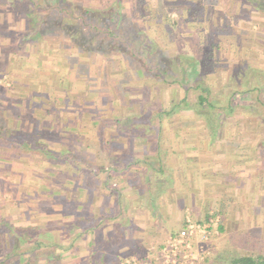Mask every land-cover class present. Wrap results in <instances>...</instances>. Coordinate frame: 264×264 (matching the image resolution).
I'll use <instances>...</instances> for the list:
<instances>
[{"label":"crops","instance_id":"crops-1","mask_svg":"<svg viewBox=\"0 0 264 264\" xmlns=\"http://www.w3.org/2000/svg\"><path fill=\"white\" fill-rule=\"evenodd\" d=\"M10 35L0 38V63L13 64L9 56L17 54L47 67L28 72V83L11 90L10 107L5 108L9 127L0 122L20 135L12 140L16 147L0 149V183L10 188L0 186V228L9 233L5 226L10 223L25 229L21 235L27 241L32 239L19 249L17 234L1 237L0 264H53L57 259L64 264H124L130 259L161 264L156 261L158 249L184 226L186 216L194 221L220 218L219 233L203 245L205 249H211L228 223L240 228L242 219L251 215L263 220L264 141L256 132L259 123L239 121L237 130L250 129V135L236 131L230 137L219 132L228 129L225 123L214 136L208 132L209 137L194 131L207 130L205 123L119 124L114 114L108 115L113 104L99 96L91 68H64L57 59L53 62L45 39L2 45ZM35 45L39 53L32 51ZM11 47L17 51L10 53ZM22 74L11 75L21 80ZM158 127L157 135L146 134ZM121 129L143 133L127 135ZM41 145L73 153L75 165L44 155L38 150ZM78 148L85 150L91 170L77 164ZM20 152L28 159L33 153L56 161L64 170L74 167L75 172H57L52 181L55 176L49 171H29V161L13 163L21 161ZM103 162L110 167L108 174L93 168ZM35 239L57 248L31 251Z\"/></svg>","mask_w":264,"mask_h":264},{"label":"rangeland","instance_id":"rangeland-1","mask_svg":"<svg viewBox=\"0 0 264 264\" xmlns=\"http://www.w3.org/2000/svg\"><path fill=\"white\" fill-rule=\"evenodd\" d=\"M72 1L94 10L112 8L114 12H121L125 16L122 21V33L132 35L135 31L139 33L140 38L144 36L153 38L164 55L168 57L183 54L193 59L197 74L204 80V85L210 88L212 95L216 98L214 100L220 101L222 105H225L226 100L231 95L232 87L229 81L235 80L234 84L238 86L241 82L239 72L243 68L248 67L250 70L255 71V74H251L250 81L252 85L255 81L259 90L232 96V102L237 108L233 113L223 116L222 121L228 125V129L224 127L222 131L219 129V132H222V135L226 132L224 136H228L231 132L237 131L239 135L242 131L243 136H249L250 129L243 128L240 131L237 130L235 124L239 121H243V123L244 121H247V123L256 121L260 127L256 132H258L261 142L264 141V106H260L258 102L261 100V103L264 104V11L254 8L250 0ZM23 3L25 2L22 0H0V38L11 34L9 40L3 39L1 41L2 45L8 47L12 45L10 42L18 43L24 38L27 31L25 30L24 33L23 30L26 27L28 28L29 17L22 12L23 7L21 4ZM154 12L157 19L151 18V15H155ZM148 19H151V21L147 22ZM135 25L139 29L135 28ZM8 33L10 34L8 35ZM43 39H45L44 42L48 43L45 46H50V49L53 50L50 52L52 54L51 58L54 59L53 62L57 59L58 63H61L64 68L87 69L86 67H89L93 70L94 79L97 83L95 89L99 91L98 94L101 98L107 99L109 103L113 104V107L108 111V115L114 114L117 123L125 125L161 124L162 122L166 125L170 123H206V121L196 117L193 112L182 108L169 116L158 115L154 112L156 109L160 110L159 112L162 110L167 112L185 98V88H181L171 78L167 83H163L149 76H141L131 68L133 64L126 63L120 55H77L71 49L68 39L63 36L53 34ZM35 46L32 51L39 53L40 50L37 45ZM13 51L17 50L11 47L10 53ZM0 55H2V51H0ZM9 58L12 59L13 64L10 65V61L0 63V78L2 79L0 81V122L7 125V127L10 124V117L8 113H5V108L10 107L11 103L8 96L11 95V90L19 89L22 85L27 84L28 81H26L25 75L31 71H38L40 68V65L37 66L33 61L28 62L23 59L22 55L14 54ZM158 59L159 57L157 59L152 58L151 64H154ZM62 66L61 72L64 71ZM44 67H47V65H44L39 71H42ZM15 71L23 72L21 80L20 78L13 79L11 74ZM188 72L190 73V71ZM11 80H14L15 83H12ZM238 89H241L240 86H238ZM196 95V92L192 90L186 94L188 101L191 102L195 100ZM70 113H75V111H70ZM75 116H73V120ZM118 131L127 135L129 133L134 135L143 133L140 130L121 129ZM194 131L195 133L206 132L205 136H210L206 129H195ZM158 132H160L159 127L158 129L147 130L146 134L155 136ZM100 137H104V135ZM0 147L1 151L11 150L3 147V145H0ZM51 147L59 152L58 146L52 145ZM78 151L80 155L77 164L88 166L91 170V161L85 157V150L81 152V149L78 148ZM30 156L33 157L28 159L24 153L20 152L21 161L13 163L22 165L29 161L32 163L29 171L31 169L35 173L49 171L52 176H55L57 172H66L68 175L70 172H75L74 167L66 166L68 170H64L61 168L60 163L56 161L45 160L33 153ZM93 168L95 171L107 174L110 169L106 162H103L101 167L94 165ZM56 176L52 178V181ZM34 178L37 179L36 175ZM1 184L3 183H0V186H2ZM110 185L113 189L117 188L116 182H111ZM73 187V184L67 186L69 189ZM4 188L10 189L5 185ZM261 213L264 215V210ZM256 221H259V225L256 224ZM231 223L235 222L225 224L226 229L214 239L211 249L204 248L207 256L203 262L198 264H229L233 258L255 254L261 256L264 260V218L261 221L260 218L258 219L252 215L243 218V227L240 228ZM8 224L9 227L16 228L14 225ZM3 233H6L5 230L0 228V238L7 235V237H13L14 234H17L14 232L3 235ZM0 244L2 243L0 242ZM6 245H10L9 239ZM52 263L64 264L65 261L57 259Z\"/></svg>","mask_w":264,"mask_h":264},{"label":"trees","instance_id":"trees-1","mask_svg":"<svg viewBox=\"0 0 264 264\" xmlns=\"http://www.w3.org/2000/svg\"><path fill=\"white\" fill-rule=\"evenodd\" d=\"M22 1L25 2L21 4L23 7L22 12L29 17L28 31L24 34V41H39L53 34L63 36L68 39L71 49L77 55H120L126 63L133 64L131 68L141 76H149L163 83H167L171 78L181 88H185V98L167 112L162 110L159 114L169 116L179 108L191 111L196 117L206 121L207 130L212 136L216 134L217 127L223 123V116L233 113L237 108L232 102V96L259 90L257 83L253 81L252 85L250 81L251 74L256 72L245 67L239 72L241 82L238 86L241 89H238V86L234 84L235 80H230L231 95L226 100L225 105H222L220 101L214 100L216 98L212 95L210 88L204 85V80L197 74L193 59L183 54L168 57L164 55L153 38L147 36L140 38L139 33L135 31L132 35L122 33V21L125 16L121 12H114L112 8L94 10L72 0ZM250 2L254 8L264 11V0H250ZM152 17L157 19L156 14L151 15ZM149 21L151 19L147 20V22ZM135 28H137L136 25ZM24 41L22 40L21 43ZM157 57H159V61L157 60L154 64H151L152 58L157 59ZM137 61L138 63H136ZM191 90L197 94L193 102L188 101L186 96ZM258 102L260 106H264L261 100ZM17 137H20L17 132L3 127L0 123V145L6 148L16 147L12 145V140ZM38 150L53 160L66 159L67 162L75 165L76 159L73 153L54 152L43 145L39 146ZM9 226H5L9 233L15 232L18 235L19 249L23 244L31 242L32 239L27 241V237L21 235L25 229H13ZM43 246L57 248L56 244L48 245L45 243L44 245L41 241L35 239L33 246H30V250L39 251L42 250ZM16 248L14 250L18 249ZM229 264H264V260L259 255L256 258L243 256L233 258Z\"/></svg>","mask_w":264,"mask_h":264},{"label":"built area","instance_id":"built-area-1","mask_svg":"<svg viewBox=\"0 0 264 264\" xmlns=\"http://www.w3.org/2000/svg\"><path fill=\"white\" fill-rule=\"evenodd\" d=\"M220 218L209 216L202 221L185 217L184 226L170 236L158 249L157 260L161 264H198L206 258L203 245L219 233ZM195 241V244H194ZM195 245V246H194ZM125 264H152L147 261L128 260Z\"/></svg>","mask_w":264,"mask_h":264}]
</instances>
